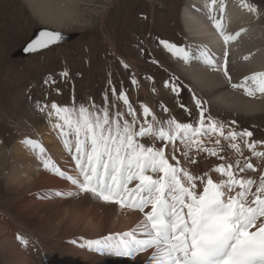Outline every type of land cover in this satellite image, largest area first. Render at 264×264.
Returning <instances> with one entry per match:
<instances>
[{"label": "snow or ice", "instance_id": "obj_1", "mask_svg": "<svg viewBox=\"0 0 264 264\" xmlns=\"http://www.w3.org/2000/svg\"><path fill=\"white\" fill-rule=\"evenodd\" d=\"M211 3L215 5L217 0ZM241 4L248 12L258 13L252 3L241 0ZM219 10L224 12L223 2ZM209 19L225 44L240 35V32L226 34L221 19L214 15L210 14ZM61 40V33L43 30L27 44L25 51L35 53ZM160 44L173 55L189 61L190 53L185 48L166 40ZM227 56L225 51L221 66L207 50L200 52L203 62L223 71L231 83ZM123 67L128 69L129 65L123 63ZM68 75L67 71L61 73L64 78ZM48 83L46 79L45 84ZM55 83L51 79V84ZM137 83L133 75L132 84ZM109 85L111 95L122 102L125 111L115 104L111 105L115 111H110L109 92L104 93L102 107L94 102L77 107L74 100L72 106L37 102L38 109L46 112L50 121L55 117L52 127L74 161L75 175L66 174L57 166L38 141L31 138L22 141L38 149L44 170L75 187L77 191L68 192V196L91 194L101 202L118 205L121 210L143 214V219L131 230L88 239L80 247L117 257L135 258L145 253L146 264H264V171L258 179L246 175L257 172V166L244 156L247 149L251 157L264 162V151L257 150L258 146H264V141L252 140L251 131H237L211 115L206 116L204 102L195 95L193 99L199 110L195 126L175 118L160 121L144 104L140 105L141 120L128 94L118 91L111 79ZM164 86L179 96V85L165 81ZM231 87L243 89L249 97L264 95V72L253 73ZM56 92L59 94L60 89L56 88ZM180 107L191 115L183 104ZM162 110L168 111L166 107ZM144 139L151 143L141 142ZM156 141L161 142L160 147ZM226 150L234 159L222 154ZM201 154L205 158L215 157L221 163L206 171L190 170L186 165L198 164L197 157ZM17 240L25 247L30 243L19 234Z\"/></svg>", "mask_w": 264, "mask_h": 264}, {"label": "rangeland", "instance_id": "obj_2", "mask_svg": "<svg viewBox=\"0 0 264 264\" xmlns=\"http://www.w3.org/2000/svg\"><path fill=\"white\" fill-rule=\"evenodd\" d=\"M186 1L77 0L67 13H63V25L57 31L34 17L21 0H0L2 151L11 153L19 140L35 134L36 130L46 129L47 125L59 136L58 131L49 126V117L38 109L37 102L49 106L52 102L72 106L74 100L77 107L92 102L102 107L104 93L109 92L110 111H115L111 107L113 104L125 111L122 102L116 101L110 93V79L118 91L124 90L128 94L136 110H140L141 104L148 106L149 103L157 117H161L160 121L175 118L181 123L197 124L199 110L193 96L204 102V108L208 101L196 92V86L182 74L179 63L165 54L160 44L161 40H166L185 47L187 34L182 11ZM248 1L258 8L259 25L264 31V0ZM40 28L77 34L78 37L25 59H12L11 55L29 40L34 30ZM123 63L129 68L125 69ZM65 71L69 74L67 78L61 76ZM133 75L138 81L136 85L132 84ZM50 78L56 81L55 85L51 84ZM46 79L48 84H45ZM165 81L179 85V96L164 86ZM142 85L148 92L150 89L148 98L136 91ZM56 88L60 89L59 94ZM159 93L164 94L161 99ZM181 104L191 111V115L180 107ZM163 105L167 106L171 117L162 112ZM211 114L220 115L212 110L205 112L206 116ZM127 119L131 120V117ZM234 120L235 124H229L232 128L251 131L253 140L264 141V112L234 114L231 121ZM143 143L150 144L151 141L144 139ZM252 163L257 170L261 167L258 162L252 160ZM2 164L0 159V209L6 210L12 207L16 196L6 188L2 172L9 168ZM36 233L37 237L43 235L40 227ZM0 264H6L1 252Z\"/></svg>", "mask_w": 264, "mask_h": 264}, {"label": "bare ground", "instance_id": "obj_3", "mask_svg": "<svg viewBox=\"0 0 264 264\" xmlns=\"http://www.w3.org/2000/svg\"><path fill=\"white\" fill-rule=\"evenodd\" d=\"M21 1L34 17L57 31L63 25V13H67L70 6L77 2V0ZM221 2L225 5L223 13L219 10ZM244 2L250 3L248 0ZM210 14L221 19L226 34L235 35L240 32L237 39L225 44L223 37L209 19ZM182 23L187 34L185 47H182L190 53L189 61L185 62L173 55L163 45L162 49L179 63L182 74L193 82L196 92L198 91L208 101L205 104L207 113L212 110L222 114L211 116L232 126L234 114L253 115L264 112V95L258 93L255 97H249L243 89L230 86L243 82L245 77L253 73L264 72V31L259 25V11L248 12L242 6L241 0H217L215 5H212L211 0H187L182 11ZM203 50H207L221 66L224 64V53L227 51V68L231 83L223 71H217L203 62V58L200 57ZM136 91L142 93L145 98L149 97L150 89L148 92L143 85ZM161 93L160 99L164 95ZM147 104L149 106V103ZM163 107L167 108L166 105ZM149 108L157 116L154 108L151 106ZM162 112L168 115L171 113ZM137 113L143 120L139 109ZM223 113L229 116H223ZM160 118L157 117L158 120ZM55 122V117H52L51 121L49 119V126ZM47 127L36 130L35 134L29 135L28 138L42 144L46 149V155H50L66 174L75 175L74 161L64 149L60 137L52 128ZM251 139L253 140V137ZM22 140L24 139L17 142L9 154L3 152L0 145L2 165L9 168L8 171L2 172L5 185L16 196L12 207L0 209V252L5 263L146 264L145 253L138 254L135 258L117 257L81 248L80 244L85 240L100 239L109 234L131 230L143 219V214L139 211L121 210L118 205L101 202L91 194L68 196V192L77 191L75 187L66 179L44 170L38 149H32L22 143ZM158 142H155L156 146L160 147L161 142ZM257 150L264 151V146H258ZM222 154L234 159L228 150ZM176 155L181 156L179 152ZM244 156L249 157L251 162L253 160L261 165L257 172L246 173L258 179L259 173L264 171V162L251 157L247 149H244ZM197 160L198 164L186 166L194 172H199L221 163L215 157L205 158V154H201ZM181 161L184 163L182 157ZM212 175L214 179H218L217 174ZM57 192L65 195L57 196ZM39 227L43 235L37 237L35 233ZM18 234L28 239L30 243L27 247L17 240ZM73 240L77 243L73 244Z\"/></svg>", "mask_w": 264, "mask_h": 264}, {"label": "water", "instance_id": "obj_4", "mask_svg": "<svg viewBox=\"0 0 264 264\" xmlns=\"http://www.w3.org/2000/svg\"><path fill=\"white\" fill-rule=\"evenodd\" d=\"M43 30H48V29L40 28V29L34 30L32 32L31 37L29 38V40L19 50H17L16 52H14L11 55V58L12 59H25V58L29 57L30 55L37 54V53H40L42 51H45V50L54 48V47H56V46H58V45H60L62 43H70V42L74 41L75 39H77V37H78L77 34H61L62 35V40L59 41L57 44L50 46L47 49H43V50H40V51L35 52V53H29V52L25 51V48H26L27 44L31 40H33ZM50 31H52V30H50Z\"/></svg>", "mask_w": 264, "mask_h": 264}]
</instances>
